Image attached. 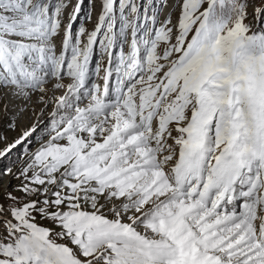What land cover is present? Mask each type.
I'll use <instances>...</instances> for the list:
<instances>
[{"label":"snow or ice","instance_id":"snow-or-ice-1","mask_svg":"<svg viewBox=\"0 0 264 264\" xmlns=\"http://www.w3.org/2000/svg\"><path fill=\"white\" fill-rule=\"evenodd\" d=\"M0 264H264V0H0Z\"/></svg>","mask_w":264,"mask_h":264},{"label":"rangeland","instance_id":"rangeland-1","mask_svg":"<svg viewBox=\"0 0 264 264\" xmlns=\"http://www.w3.org/2000/svg\"><path fill=\"white\" fill-rule=\"evenodd\" d=\"M92 23H95V14H94V16H93V21H92ZM3 182H4V183H7L8 181H7V179H5Z\"/></svg>","mask_w":264,"mask_h":264}]
</instances>
